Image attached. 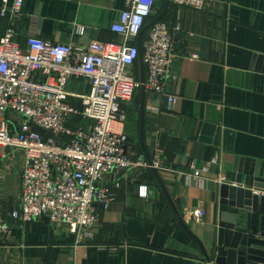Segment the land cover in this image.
Returning <instances> with one entry per match:
<instances>
[{"label": "crops", "instance_id": "obj_1", "mask_svg": "<svg viewBox=\"0 0 264 264\" xmlns=\"http://www.w3.org/2000/svg\"><path fill=\"white\" fill-rule=\"evenodd\" d=\"M128 2L25 0L16 42L22 49L28 38L121 44L124 38L111 28ZM153 22L175 34L165 94L138 90L125 108L124 129L127 155L160 161L161 167L136 166L107 179L114 201L101 210L94 240L79 243L64 223L11 218L21 197L23 154L6 149L0 198L11 234L0 241V264H213L204 252L212 257L222 245L225 230L219 225L228 211L220 188L226 184L264 196L256 180L264 179V0H205L200 10L156 0L145 29ZM8 25L0 20V39ZM145 29L140 44L131 40L141 52L150 28ZM132 72L139 81L146 78L140 58ZM67 90L83 94L88 83L73 80ZM199 209L204 218L195 222L190 213Z\"/></svg>", "mask_w": 264, "mask_h": 264}, {"label": "built area", "instance_id": "obj_2", "mask_svg": "<svg viewBox=\"0 0 264 264\" xmlns=\"http://www.w3.org/2000/svg\"><path fill=\"white\" fill-rule=\"evenodd\" d=\"M155 1L129 0L120 21L111 28L124 38L121 44L28 38L24 49L16 42V25L25 0L0 1V20H9L0 39V178L8 159L6 149L23 154L22 191L18 208L11 213L14 220L32 223L47 217L66 224L79 243L93 241L101 210H108L114 201L111 182L106 180L136 166L161 167L160 161L149 164L127 155L129 137L124 129L125 108L138 90L165 94L163 80L174 57L175 34L167 24L157 22L142 46L145 81L132 72L140 48L131 40L145 29ZM169 1L197 10L205 3ZM76 33L82 36L84 30ZM73 80H85L88 91L69 92L67 86ZM78 119L82 123L72 126ZM86 121L92 125L85 126ZM141 196H148L146 188ZM4 215L0 198V241L11 234ZM190 216L201 222L204 212L193 210Z\"/></svg>", "mask_w": 264, "mask_h": 264}, {"label": "water", "instance_id": "obj_3", "mask_svg": "<svg viewBox=\"0 0 264 264\" xmlns=\"http://www.w3.org/2000/svg\"><path fill=\"white\" fill-rule=\"evenodd\" d=\"M141 34L132 40L133 43L140 44ZM140 60L143 61L141 50ZM144 81L143 77L142 82ZM142 91L144 94V88ZM256 180L260 182L258 187H264L261 184L264 179ZM219 194L221 203L228 207L219 225L225 230L223 243L215 246L212 257L203 251L207 261L213 264H264V196L261 197L250 189L226 184L220 188Z\"/></svg>", "mask_w": 264, "mask_h": 264}, {"label": "trees", "instance_id": "obj_4", "mask_svg": "<svg viewBox=\"0 0 264 264\" xmlns=\"http://www.w3.org/2000/svg\"><path fill=\"white\" fill-rule=\"evenodd\" d=\"M76 125H78V123H73V124H72V126H76Z\"/></svg>", "mask_w": 264, "mask_h": 264}, {"label": "rangeland", "instance_id": "obj_5", "mask_svg": "<svg viewBox=\"0 0 264 264\" xmlns=\"http://www.w3.org/2000/svg\"><path fill=\"white\" fill-rule=\"evenodd\" d=\"M21 191H22V181H21ZM49 219V218H48ZM82 243H85V242H82Z\"/></svg>", "mask_w": 264, "mask_h": 264}]
</instances>
